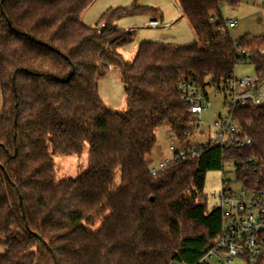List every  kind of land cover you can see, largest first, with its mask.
<instances>
[{"label": "trees", "instance_id": "16d2710c", "mask_svg": "<svg viewBox=\"0 0 264 264\" xmlns=\"http://www.w3.org/2000/svg\"><path fill=\"white\" fill-rule=\"evenodd\" d=\"M95 1L0 0V264H196L223 233L221 211L208 209L207 174L234 162L241 188L264 191V105L232 110L250 147L208 146L153 177L157 131L188 145L199 119L181 81L208 97L238 64L264 75V36L232 38L222 7L240 0H174L196 40L143 42L128 61L120 49L133 34L117 22L161 21L162 12L135 0L88 26L82 15ZM111 69L125 88L122 111L100 96ZM86 146L88 168L57 183L53 155Z\"/></svg>", "mask_w": 264, "mask_h": 264}, {"label": "rangeland", "instance_id": "374dc122", "mask_svg": "<svg viewBox=\"0 0 264 264\" xmlns=\"http://www.w3.org/2000/svg\"><path fill=\"white\" fill-rule=\"evenodd\" d=\"M134 1L135 0H96L84 11L82 21L88 26H95L102 14L108 9L127 7L132 5ZM137 4L139 6L154 7L157 9L164 8L167 11V16H171V18L173 14H178L173 0H137ZM263 4L264 0H240V4L236 7H230L227 5L222 7V14L225 19L240 20L238 27L235 29H229V33L234 40H239L245 35L257 37L264 36ZM143 17L149 18L147 15L125 18L117 22V27L120 30L128 27L132 28L131 33L133 34V38L134 34L135 38L141 36H144V38H153L158 33L160 34L161 42L164 44H187L196 40L193 30L185 18L180 19V21L172 27L155 32L153 29H147L148 27L144 28V25L142 24H137ZM132 19H135V21H132ZM164 20L167 22L168 19L164 18ZM165 21H161V23L166 24ZM168 22H170V20ZM131 41L120 49V52L128 61H132L135 57V53L132 51L133 42ZM255 75V67L249 63L238 64L235 68V76L237 79ZM106 77L107 78L100 82V92L104 104L112 110H124L126 108V93L124 85L119 82L120 80H118L119 72L115 70ZM210 102L211 107L199 116V128L188 139L191 147L209 140V137L214 133L212 128L214 123L218 121L220 117H224L226 115L227 108L224 106V97L222 95L211 94ZM1 106L2 98L0 94V108ZM157 141L158 143L152 156L154 165L157 164L163 156L169 155L168 150L171 145H174L178 149L183 147L181 142L174 139L168 128H161L157 131ZM88 153L89 147L86 146L80 155L54 154L53 158L55 161L56 182L59 183L65 180L78 178L88 168ZM224 181L231 182V187L234 190H238L241 187L236 182L233 163H226L223 171L211 172L207 174L204 194L208 199L209 211L215 208L216 194L223 188ZM119 186L120 170H117L115 175L116 191ZM100 226L101 221H99L95 226H86V229L91 232H96ZM2 250L3 247H0V252ZM236 264L242 263L236 260Z\"/></svg>", "mask_w": 264, "mask_h": 264}, {"label": "built area", "instance_id": "2783aa9c", "mask_svg": "<svg viewBox=\"0 0 264 264\" xmlns=\"http://www.w3.org/2000/svg\"><path fill=\"white\" fill-rule=\"evenodd\" d=\"M158 22L151 27H158ZM237 19L228 22L229 28H236ZM242 54H245L243 51ZM180 92L189 105L191 114L198 117L211 107V94L224 97L226 115L213 125V135L209 140L194 147L184 144L181 149L169 147V155L149 169L151 176H156L169 166L180 164L202 153L208 146L250 147L251 139L242 138L240 129L232 117L235 108L264 105V75L256 74L242 79L234 77L225 87L215 88L207 94L194 83L186 80L180 83ZM200 122V121H199ZM233 163L234 162H230ZM215 209L221 211L223 233L215 247L196 264H256L264 254V191H249L244 188L234 190L231 182H223V188L216 194ZM170 264H181L173 261Z\"/></svg>", "mask_w": 264, "mask_h": 264}, {"label": "crops", "instance_id": "0c3cea01", "mask_svg": "<svg viewBox=\"0 0 264 264\" xmlns=\"http://www.w3.org/2000/svg\"><path fill=\"white\" fill-rule=\"evenodd\" d=\"M173 2H174V6H175V9H176V11L178 12V14L176 15V14H173V16H172V18H171V16H167V11H166V9H164V8H160L159 10L162 12V14H163V19L161 20V21H165L164 20V18H166V19H168L167 20V22L165 21V23L166 24H162L161 23V21H156V20H153V19H151L150 17L148 18V17H143L142 19H141V21H139L137 24H142V25H144V28L145 27H148L147 29H153L155 32H158V30H161V29H165V28H168V27H172L174 24H176V23H178L179 21H180V19H183L184 17H183V15H182V12H181V10H180V8L177 6V4H176V2L173 0ZM144 7H148V6H144ZM174 9V10H175ZM222 16H223V14H222ZM137 17V16H136ZM224 18V17H223ZM178 19V20H177ZM225 19V18H224ZM170 20V22H168ZM226 21H227V29H228V31H229V29H235V28H229L228 27V22L230 21V20H232V19H225ZM121 21V20H120ZM132 21H135V19H132ZM237 21H238V25H239V21L240 20H238L237 19ZM154 22H158V27H151L150 26V24L151 23H154ZM160 22V23H159ZM164 23V22H163ZM163 25H165V26H163ZM238 25H237V27H238ZM132 28H125V29H123L124 31H132L131 30ZM194 33V32H193ZM231 35V34H230ZM196 36V35H195ZM257 37V36H256ZM131 42H133V47H132V51H134V53L136 52V49L138 48V46L141 44V43H143V42H161V37H160V34H156L153 38H147V37H145L144 38V36H141V37H137V38H135V34H134V38H133V40L131 41ZM115 70H113V69H111L110 70V72L108 73V74H110V73H112V72H114ZM107 74V75H108ZM106 75V76H107ZM103 77L101 80H100V82L103 80V79H105V78H107V77ZM107 80V79H106ZM116 80H117V77H116ZM118 80H120L119 82H121L122 84H123V82L121 81V79H120V75H119V77H118ZM99 92H100V84H99ZM100 96H101V98H102V95H101V92H100ZM103 99V98H102Z\"/></svg>", "mask_w": 264, "mask_h": 264}]
</instances>
